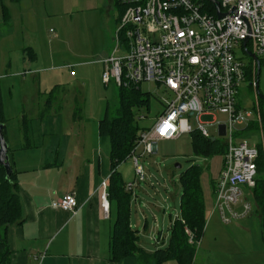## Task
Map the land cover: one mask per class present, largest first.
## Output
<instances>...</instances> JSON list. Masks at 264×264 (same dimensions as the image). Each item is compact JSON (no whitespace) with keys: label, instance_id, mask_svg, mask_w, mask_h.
I'll return each instance as SVG.
<instances>
[{"label":"crops","instance_id":"obj_1","mask_svg":"<svg viewBox=\"0 0 264 264\" xmlns=\"http://www.w3.org/2000/svg\"><path fill=\"white\" fill-rule=\"evenodd\" d=\"M26 1L0 0V55L4 56L7 52L10 58V54H18L19 60L13 72L0 71L6 139L11 166L17 176L23 218L8 229V242L12 250L11 264H124L128 258L120 262L111 260L112 209L107 215L102 203L103 183H108L112 172L110 137L100 133L99 125L96 129L76 124L78 119L81 120L79 107L75 108L73 116H67L63 112V96L61 93L57 96L53 91L50 92L52 100H48L50 97L46 99L45 107L32 114L31 111H26V97H23V110L19 109L18 115L19 125L14 129L7 126L11 107L4 95V76L23 74V81L27 82L33 78L27 77L28 75L48 70L58 71L57 68L69 69L70 74L76 76L72 74L75 72L74 68L85 65L80 58L59 63L52 55L49 60L45 59L39 64V52L34 38L31 36L26 39L27 34H23V43L18 41L20 36L15 38L20 32V20L22 32L26 31L25 19L28 23L29 10H32V7L26 9ZM20 5L25 8L23 13L19 12ZM12 63L13 59L9 60V69L12 68ZM61 80L62 76L53 82L58 86ZM11 97H15L12 92ZM185 123L183 120V129ZM218 132L226 134L222 123L218 124ZM208 134L209 137L212 136L209 131ZM155 145L153 152L149 154L156 152ZM144 153L148 154L142 145L135 147L132 152L138 160L139 154ZM130 157L133 158L132 155ZM212 187L213 216L209 222L207 218V224L209 223L208 243L213 242L215 250L210 251L208 247L203 253L207 264L208 257L213 260V264H234L229 261L232 258H238L242 264H264V225L254 193H250L249 200L257 209L258 215L255 216L253 212L247 217L224 223L220 214L214 210L215 187ZM68 193L74 194L78 200L75 211L52 206L54 200ZM134 193L138 202V192ZM133 207L132 204V226L139 230L141 237L148 230L149 223L146 222L143 232L140 229L139 212L136 211L137 215L134 217ZM235 208L240 210L241 205ZM205 232L201 239L206 235ZM160 241H163L162 234ZM140 244L143 245L141 240ZM218 246L220 248H216ZM129 258L132 259L131 264H138L137 257Z\"/></svg>","mask_w":264,"mask_h":264},{"label":"built area","instance_id":"obj_2","mask_svg":"<svg viewBox=\"0 0 264 264\" xmlns=\"http://www.w3.org/2000/svg\"><path fill=\"white\" fill-rule=\"evenodd\" d=\"M117 2L124 11L116 30L115 50L103 60V83L108 85L113 80L118 86L139 87L152 82L173 94L150 129L142 132L136 148L142 145L145 152L152 153L158 141L179 138L185 114L201 117L212 111L226 113L227 149L215 184L214 210L224 223L251 215L254 205L249 196L259 176L260 147L236 136L238 126L256 121L254 110L237 105V95L246 81L257 88V61L246 49L258 57L260 64L264 63V0H219L225 14L222 18L216 10H205L200 0ZM238 46L243 47L249 61L237 54ZM138 118L145 116L140 114ZM200 129L209 135L202 123ZM132 156L139 181L127 183V190L146 179L138 157ZM103 188L102 203L108 215L106 182ZM239 204L241 209L237 210ZM52 206L75 211L78 200L68 193L54 200ZM190 241L194 242L193 238Z\"/></svg>","mask_w":264,"mask_h":264},{"label":"rangeland","instance_id":"obj_3","mask_svg":"<svg viewBox=\"0 0 264 264\" xmlns=\"http://www.w3.org/2000/svg\"><path fill=\"white\" fill-rule=\"evenodd\" d=\"M25 4L26 9L32 7V10H29L28 23L25 19L26 31L22 32L20 20V32L15 38L20 36L18 41L21 43H23V34H27L26 39L31 36L34 38L39 52V64H42L45 59L49 60V56L52 55L56 61H60L59 63L80 58L86 66L82 64L75 67L76 76H72L69 69L60 70V68H57L58 71L48 70L45 73L28 75L29 78L33 77L28 80L29 82L23 81V74L4 76V81H2L4 95L7 104L11 107L8 114V128L14 129L19 125L18 115L19 109L23 110V97H26V111H31L30 114H32L45 107L46 99L53 91V94L58 96L61 93L63 96V112L67 116H73L75 108L79 107L81 120L78 119L79 123L75 122L76 124L97 129L106 111L108 110L111 116L116 115L119 107L120 87L113 80L108 85L104 84L102 73L105 70L103 60L111 56L115 50L116 30L121 16L120 6L116 0H27ZM24 9V6L20 5L19 12L23 13ZM236 52L244 60H250L242 46H238ZM10 58L13 59V63L12 68L9 69ZM10 58L7 52L4 56L0 55V71L13 72L15 70V65L19 62L18 54H10ZM60 76L62 80L56 86V82L53 81L59 79ZM140 88L143 93L150 94L149 107H143L138 112V115L143 114L146 117L141 125L147 126L163 112L164 105L173 99V94L165 87L152 82H144ZM259 90L264 97V63H261ZM11 92L15 95L13 99ZM237 105L243 109L254 110L253 120H256L254 121L255 127L238 126L240 133L236 135L237 138L247 140L249 145L264 147V99L260 98L255 87L249 85V81L240 86ZM259 114L260 120L258 119ZM183 120L188 122V128L182 129L179 138L158 141L155 145L156 152L153 154H139V163L144 167L146 180L138 183L134 189L138 192L139 201L134 200L133 202L135 210L133 216L136 217V211L139 212L140 229L143 232L146 222L149 223L148 230L146 229L147 231L140 237L142 246L148 251H154L157 246L162 247L169 244L171 220L175 221L180 215L182 187L179 177L190 165H201L204 169L201 185L206 200L208 222L213 216L211 214L212 182L218 177L223 164V156L205 157L195 154L190 132L200 128L203 123L202 125L208 129L210 135L226 141L228 136L218 132V124L225 125L228 116L226 113L212 111L201 117L196 114H185ZM119 170L125 181H139L133 158L126 159L120 165ZM243 190L244 195H247V188L243 187ZM111 209L110 222L114 225L117 217V204H113ZM258 209L261 212L259 207ZM253 212L255 216L258 215L255 207ZM208 224L206 235L198 241L193 264H207L203 253L208 247L210 251L215 250L213 242L208 243ZM161 234L163 241H160ZM127 260L124 264H131L132 259ZM229 261L242 264L238 258H232ZM167 264L178 263L172 261ZM208 264H213V260L209 257Z\"/></svg>","mask_w":264,"mask_h":264},{"label":"trees","instance_id":"obj_4","mask_svg":"<svg viewBox=\"0 0 264 264\" xmlns=\"http://www.w3.org/2000/svg\"><path fill=\"white\" fill-rule=\"evenodd\" d=\"M200 1L204 3L205 10L211 13L215 12L210 1ZM116 3L121 8L122 16L124 10L117 0ZM119 87V107L116 115L111 116L107 110L105 117L99 123L100 133L109 136L111 141L112 172L107 183L110 209L113 204H117V217L110 241L111 260L120 262L129 257H137L138 264H167L172 261H176L178 264H193L197 244L205 232L208 218L206 200L201 185L204 169L201 165L193 164L180 174L179 182L182 187L180 215L171 224L169 244L162 247L157 246L154 251L146 250L140 244L139 230L132 226V204L136 200L135 191L134 189L127 190L119 167L132 155L142 132L149 130L152 125L150 123L147 126H142L141 123L144 119L138 118L140 109L149 107L150 94L143 93L140 86ZM51 97L48 99L49 101L52 100ZM5 122L0 84V123L5 125ZM255 126V122H251L248 128ZM190 133L195 154L205 157L224 156L227 149L224 140L219 138L213 140L206 136L200 128L193 129ZM239 133L240 131H237V134ZM4 134L7 138L5 126ZM259 147V176L253 193L256 206L261 210L264 225V149L263 146ZM215 184L216 180L213 179L212 186L215 187ZM22 219V205L18 194L16 173L13 170L10 177H7L5 168L1 166L0 264H11L12 250L8 242V229ZM191 238L194 242L190 241Z\"/></svg>","mask_w":264,"mask_h":264},{"label":"water","instance_id":"obj_5","mask_svg":"<svg viewBox=\"0 0 264 264\" xmlns=\"http://www.w3.org/2000/svg\"><path fill=\"white\" fill-rule=\"evenodd\" d=\"M208 1H210L212 3V5L214 6L217 16L219 18H222L225 14L221 10V6H220L219 0H208ZM247 42H248V39H246L244 41V45L245 46H246ZM246 51H247V54L251 58H253V59H255L257 61L258 78H257V88H256V90H257L260 98L264 99V97L262 96V94L260 93V90H259V79H260V71H261L260 61H259L258 57L256 55H254L250 50L246 49ZM191 115H192V113H191ZM210 138L213 139V140L216 139L213 136H211ZM0 166H3L5 168L7 177H10L13 169H12L11 162H10V157H9V144H8V141H7L6 136L4 134V124H2V123H0Z\"/></svg>","mask_w":264,"mask_h":264}]
</instances>
